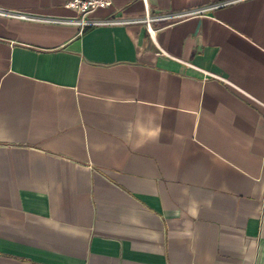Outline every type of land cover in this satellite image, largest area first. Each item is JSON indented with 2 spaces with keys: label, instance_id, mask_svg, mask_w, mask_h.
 Instances as JSON below:
<instances>
[{
  "label": "crops",
  "instance_id": "0c3cea01",
  "mask_svg": "<svg viewBox=\"0 0 264 264\" xmlns=\"http://www.w3.org/2000/svg\"><path fill=\"white\" fill-rule=\"evenodd\" d=\"M87 19L119 23L0 15V264H264V0ZM149 114L160 134L134 149Z\"/></svg>",
  "mask_w": 264,
  "mask_h": 264
},
{
  "label": "built area",
  "instance_id": "2783aa9c",
  "mask_svg": "<svg viewBox=\"0 0 264 264\" xmlns=\"http://www.w3.org/2000/svg\"><path fill=\"white\" fill-rule=\"evenodd\" d=\"M68 9L73 10L76 15L74 17H65V18H45L41 16H36L33 14L26 13H16V12H5L0 9V15L19 18L23 20H31V21H40V22H49L55 24H68L75 25L81 28L91 27V26H99L106 24H115L117 21H93L87 19V15L94 12L98 9H109L112 7V0H70L65 6ZM163 18H153L146 14L144 18V22L148 25L152 20H159ZM170 19V17H169ZM119 23V22H117ZM149 33L151 34L150 28Z\"/></svg>",
  "mask_w": 264,
  "mask_h": 264
},
{
  "label": "clouds",
  "instance_id": "9594fccd",
  "mask_svg": "<svg viewBox=\"0 0 264 264\" xmlns=\"http://www.w3.org/2000/svg\"><path fill=\"white\" fill-rule=\"evenodd\" d=\"M160 131V126L155 124V117L149 114L147 117L139 119L134 126L126 131L125 139L134 149H138L149 140L158 138Z\"/></svg>",
  "mask_w": 264,
  "mask_h": 264
}]
</instances>
